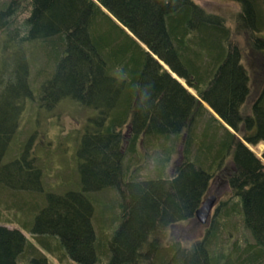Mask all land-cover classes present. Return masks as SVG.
<instances>
[{
	"label": "trees",
	"instance_id": "obj_1",
	"mask_svg": "<svg viewBox=\"0 0 264 264\" xmlns=\"http://www.w3.org/2000/svg\"><path fill=\"white\" fill-rule=\"evenodd\" d=\"M235 1L230 26L193 0H0L3 43L44 58L36 104L97 111L76 152L78 189L27 209L31 240L0 225V264H264V149L244 144H264V82L248 100L238 45L262 49L264 7ZM15 54L23 65L0 72V191L31 194L41 170L27 148L3 162L32 93ZM219 174L228 195L202 236L168 239Z\"/></svg>",
	"mask_w": 264,
	"mask_h": 264
},
{
	"label": "rangeland",
	"instance_id": "obj_2",
	"mask_svg": "<svg viewBox=\"0 0 264 264\" xmlns=\"http://www.w3.org/2000/svg\"><path fill=\"white\" fill-rule=\"evenodd\" d=\"M7 1L5 0V2ZM193 1L203 6L208 12L222 16L230 26H233L231 18L233 13L237 11L238 1ZM260 2L264 7V0H260ZM259 35L264 39V31ZM29 45L31 52H29L27 44L20 46L16 42L11 41L4 44L3 37L0 36V72L6 73L5 76L9 78L12 77L10 75L12 68H16L19 64L23 65L18 58H15V52L20 49L24 54L26 53L24 59L26 65L27 61L29 65L28 85L32 92L31 98H26L24 101L16 133L8 146L3 162H7L17 156L19 150L26 147L27 158L41 170L42 191L31 194H27V192L17 194L9 191L8 194H2V191H0V225L20 230H22V225H28V223L33 221V217L27 214V209L30 212L31 208H39L46 198L45 194H63V192L78 189L79 175L77 172L76 152L85 129L93 130L95 128L92 120L97 115V111L94 109L82 105L71 98H63L49 107L45 104H39L40 106L36 104V102L41 103V96L38 92L42 85L41 76L45 70L43 65L44 58L40 52L33 50L34 43ZM238 45L242 52H246L244 59L249 73L250 85L248 100L255 99L254 95L256 93L259 94L264 82V45L259 52L253 51L248 48L246 38H243V36L238 37ZM171 76L187 88L182 79L173 73ZM188 90L192 92L191 89L188 88ZM244 144L260 157V153L264 149L263 143H258L255 146H250L246 142ZM221 176L219 174L210 181L207 196L204 198L214 194L220 198L223 196V198L227 197L228 194L225 195L224 186L221 185ZM96 193H93L94 196L91 194L93 198H100V194L97 196ZM107 194L102 199L105 202H108L113 197L111 192ZM97 204L99 206L100 203L97 202ZM203 229V224H200L196 219H187L177 223L170 229V234L167 233V237L171 240H180L186 245L200 238L203 234ZM22 232L31 240L30 235L25 230H22Z\"/></svg>",
	"mask_w": 264,
	"mask_h": 264
},
{
	"label": "water",
	"instance_id": "obj_3",
	"mask_svg": "<svg viewBox=\"0 0 264 264\" xmlns=\"http://www.w3.org/2000/svg\"><path fill=\"white\" fill-rule=\"evenodd\" d=\"M215 203L214 195L204 198L194 212L195 219L205 224Z\"/></svg>",
	"mask_w": 264,
	"mask_h": 264
},
{
	"label": "flooded vegetation",
	"instance_id": "obj_4",
	"mask_svg": "<svg viewBox=\"0 0 264 264\" xmlns=\"http://www.w3.org/2000/svg\"><path fill=\"white\" fill-rule=\"evenodd\" d=\"M211 196V195H210ZM214 196H215V198H216V201H215V204H214V207H213V209H212V211H211V215H212V213H213V211L215 210V205H216V203H217V201H218V196L216 195V194H214ZM211 217V216H210ZM210 217H209V219H210ZM208 219V220H209Z\"/></svg>",
	"mask_w": 264,
	"mask_h": 264
}]
</instances>
